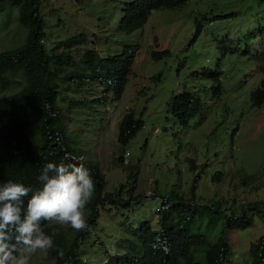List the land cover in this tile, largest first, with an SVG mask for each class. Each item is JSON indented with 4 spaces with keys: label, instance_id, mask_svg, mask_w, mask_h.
Masks as SVG:
<instances>
[{
    "label": "rangeland",
    "instance_id": "1",
    "mask_svg": "<svg viewBox=\"0 0 264 264\" xmlns=\"http://www.w3.org/2000/svg\"><path fill=\"white\" fill-rule=\"evenodd\" d=\"M123 1L43 0L42 5L44 42L50 52H69L78 64L89 49H97L103 57L125 49L135 52L122 97L114 100L109 93L105 104H77L106 96L102 84L88 82L75 88L73 81H63L62 76L72 71L70 65L58 73L62 91L58 107L77 152L99 163L106 191L127 184L136 172L134 193L143 197L130 208H101L98 226L81 250L82 260L89 264H112L116 255L128 253V239L134 237L128 228L143 220L157 226L163 196L171 191L188 195L196 178L197 197L222 200L236 213L264 199V104L254 106L251 99L264 79L261 62L254 56L264 42V1L192 0L181 8L153 11L133 33L117 28ZM6 24L11 31L0 17V51L14 46L15 32L18 40L25 32L18 28L15 15ZM76 36L79 40L65 44ZM164 49L171 54L154 59L153 51ZM208 68L223 70L224 91H216L214 78L205 75ZM187 89L201 95L204 106L188 126H181L168 112L169 102ZM130 111L145 125L123 147L118 142L119 123ZM218 172L223 173L219 181L214 178ZM252 217L250 227L228 232L231 264H250V245L264 235L263 214ZM50 225L55 230L70 228L54 221ZM48 251L32 254L29 264L52 262Z\"/></svg>",
    "mask_w": 264,
    "mask_h": 264
},
{
    "label": "trees",
    "instance_id": "2",
    "mask_svg": "<svg viewBox=\"0 0 264 264\" xmlns=\"http://www.w3.org/2000/svg\"><path fill=\"white\" fill-rule=\"evenodd\" d=\"M190 1L124 0L117 28L133 33L148 22L153 11L181 8ZM42 5L43 0H0L2 24L7 26L10 16L15 15L18 28L25 31L19 40L15 32L17 40L13 41L14 46L0 51V91L14 88L10 94L0 95V184L8 181L22 183L34 192L42 187L38 177L48 162L57 165L83 163L89 168L95 183L94 196L85 207L89 228L76 231L70 226L65 231L53 229L51 221L41 224L44 233L54 241V247L48 251L53 261L48 264H89L82 260L81 250L98 226L101 208L109 211L130 208L133 202L139 203L143 197L134 193L136 172L127 184H122L115 191H106V178L99 163L77 152L75 141L67 136L64 116L58 107L62 93L57 82L58 73L66 72L70 65L72 71L62 76L63 81H73L75 88L88 82L102 84L106 96L77 101V104H105L109 93H113L114 100L122 97L133 72L135 52L125 49L122 54L103 57L97 49H89L80 64L72 60L69 52H50L44 42L47 32ZM196 25L197 34H200L202 24L198 22ZM10 28L6 27L11 31ZM76 40H79L77 36L71 37L65 44ZM263 45L261 41V50L254 54L258 59L252 55L261 62L259 69L262 73ZM170 54V50L165 49L153 51L156 60ZM205 75L214 78L216 91H224L221 83L223 70L208 68ZM71 83L68 87L73 89ZM251 99L254 106L264 104V79L252 92ZM203 106L201 95L187 89L172 96L168 112L181 126H188L201 113ZM144 125V120L133 111L126 113L119 123L118 142L121 146L125 147ZM191 163L196 166L195 161L191 160ZM222 177L223 173L218 172L214 178L219 181ZM197 187L196 178L188 195L171 191L163 196L157 210V226L149 220L130 226L127 231L134 235L128 239L130 251L120 257L116 255L112 264L115 261L118 264H231L229 257L232 247L228 232L250 227L252 215L256 213L264 216V199L248 203V208L243 204V211L236 213L233 208H226L222 200L197 197ZM31 194L24 198L25 208ZM158 240L166 241L167 252L151 247ZM61 249L64 253L62 256ZM249 254L250 264H264V235L250 245Z\"/></svg>",
    "mask_w": 264,
    "mask_h": 264
},
{
    "label": "clouds",
    "instance_id": "3",
    "mask_svg": "<svg viewBox=\"0 0 264 264\" xmlns=\"http://www.w3.org/2000/svg\"><path fill=\"white\" fill-rule=\"evenodd\" d=\"M38 180L42 187L34 192L22 183L0 184V264H29L38 250L52 249L54 241L41 227L44 221L70 225L76 231L89 228L85 207L95 193L89 168L83 163L48 162ZM151 247L168 251L166 241L158 240ZM59 251L62 256L63 250Z\"/></svg>",
    "mask_w": 264,
    "mask_h": 264
}]
</instances>
